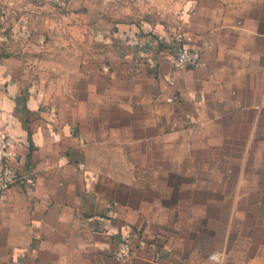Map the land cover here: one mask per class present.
Listing matches in <instances>:
<instances>
[{
    "label": "crops",
    "instance_id": "1",
    "mask_svg": "<svg viewBox=\"0 0 264 264\" xmlns=\"http://www.w3.org/2000/svg\"><path fill=\"white\" fill-rule=\"evenodd\" d=\"M105 4L98 56L113 71H25L40 24L56 25L43 12L60 6L70 40L79 27L84 40L90 0H0V128L20 175L0 194V264H264V0H177L111 26L101 24ZM177 30L199 65L171 66ZM138 118L158 125L138 141L187 127L235 140L225 155L241 157L236 186L249 190L220 194L196 163H137L106 126ZM241 202L251 208L234 233ZM120 240L132 249L122 262L113 258Z\"/></svg>",
    "mask_w": 264,
    "mask_h": 264
},
{
    "label": "rangeland",
    "instance_id": "2",
    "mask_svg": "<svg viewBox=\"0 0 264 264\" xmlns=\"http://www.w3.org/2000/svg\"><path fill=\"white\" fill-rule=\"evenodd\" d=\"M177 0H107V16L104 17V21L101 24H112L114 19H137L141 20L145 17L148 11H154L161 9L162 7H169L174 5ZM101 0H90L91 12H90V30L89 38L82 40L81 27L78 30L75 29L74 36L69 33L65 27L66 19L65 13L59 6L56 13H49V11L43 12V15L48 19L51 18L55 21L56 25L44 23H38V30H36L38 36L37 41L34 43L33 39L27 45V53H29V59L24 61L23 67L25 71H113L103 68L100 57V53H104L103 48L98 45L100 42L97 39L98 33V15L96 7ZM57 4L60 5V3ZM94 8V9H93ZM51 15L49 18L48 16ZM77 16L78 22L81 14ZM74 23L76 19L74 18ZM111 24L109 26H111ZM34 30V29H33ZM33 35V34H31ZM85 35V34H84ZM100 46V47H99ZM17 45L15 46V48ZM111 50V49H110ZM111 52L108 50L107 56H111ZM110 69V68H108ZM129 68H127L128 70ZM126 71L124 67L121 69ZM142 117L145 115L144 111L139 113ZM158 125H146L141 122V118H138V122L125 119L120 123L107 124L106 128L116 134V138L119 141L115 144L116 149L122 153L127 151L136 153L137 163H185V164H199L202 165V179L206 182L212 181L215 185L217 182V190L221 194V191L227 195V197L241 196L245 194L249 189L245 187H237V182L241 181L242 173L239 172V164L241 157L232 155H225L228 151H237L238 145L234 140L225 141L218 139L217 132L211 130L210 132H199L193 128L187 127L186 130L178 132L177 129L171 130V134L167 136L159 137L153 141H138L135 137L140 138L153 131L156 134ZM131 138V139H130ZM206 138H209V140ZM149 148H168L169 156L162 157L156 155L152 157L145 156V150ZM178 149H182L183 152ZM227 149V150H226ZM128 157L112 156L111 159H124ZM134 155H132V160ZM249 162H252L250 160ZM209 166L217 167L215 172L209 171ZM231 169V170H229ZM228 170V171H226ZM249 175V173H247ZM262 174V173H261ZM239 200L238 203H240ZM251 208L250 204L241 202V204H235L237 208V215L233 220L235 226V232L241 231L242 228V213L246 208ZM238 234V233H237ZM235 237V236H233ZM218 253L220 259L224 257L221 252ZM264 254V253H263ZM210 255V254H209ZM210 259V258H209ZM212 260V259H210ZM215 261V260H212Z\"/></svg>",
    "mask_w": 264,
    "mask_h": 264
},
{
    "label": "built area",
    "instance_id": "3",
    "mask_svg": "<svg viewBox=\"0 0 264 264\" xmlns=\"http://www.w3.org/2000/svg\"><path fill=\"white\" fill-rule=\"evenodd\" d=\"M172 47L167 53V58L174 68L185 66H197L200 63V51L185 45L184 35L177 30L173 36ZM16 152L7 138V133L0 128V194L5 193L14 186L20 179L19 169L14 162ZM132 255L130 244L126 240H120L113 252V258L122 262ZM209 258L219 261L218 253H212ZM222 259V258H221Z\"/></svg>",
    "mask_w": 264,
    "mask_h": 264
}]
</instances>
